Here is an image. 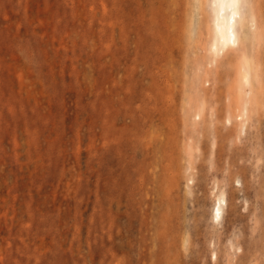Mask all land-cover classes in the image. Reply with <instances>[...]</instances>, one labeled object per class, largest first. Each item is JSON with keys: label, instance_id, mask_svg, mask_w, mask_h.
<instances>
[{"label": "rangeland", "instance_id": "rangeland-1", "mask_svg": "<svg viewBox=\"0 0 264 264\" xmlns=\"http://www.w3.org/2000/svg\"><path fill=\"white\" fill-rule=\"evenodd\" d=\"M214 26L0 0V264H264V0Z\"/></svg>", "mask_w": 264, "mask_h": 264}, {"label": "bare ground", "instance_id": "bare-ground-1", "mask_svg": "<svg viewBox=\"0 0 264 264\" xmlns=\"http://www.w3.org/2000/svg\"><path fill=\"white\" fill-rule=\"evenodd\" d=\"M215 18V33L222 45L234 44L237 40L235 25L240 19L241 0H212ZM218 207L216 212L218 213Z\"/></svg>", "mask_w": 264, "mask_h": 264}]
</instances>
